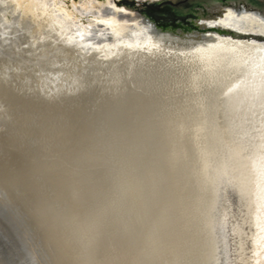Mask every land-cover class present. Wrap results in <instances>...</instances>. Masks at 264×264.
<instances>
[{"label": "rangeland", "instance_id": "1", "mask_svg": "<svg viewBox=\"0 0 264 264\" xmlns=\"http://www.w3.org/2000/svg\"><path fill=\"white\" fill-rule=\"evenodd\" d=\"M75 1L0 0V233L9 251L0 264L222 263L214 170L235 147L228 93L195 87L178 63L169 77L166 64L133 58L148 43H112V15ZM197 1L115 3L159 24ZM241 120L252 131L260 118Z\"/></svg>", "mask_w": 264, "mask_h": 264}, {"label": "bare ground", "instance_id": "2", "mask_svg": "<svg viewBox=\"0 0 264 264\" xmlns=\"http://www.w3.org/2000/svg\"><path fill=\"white\" fill-rule=\"evenodd\" d=\"M138 1L140 4L143 2H148L149 4H156V3L160 2V0H138ZM73 2H74V4H77L76 2H78V1L73 0ZM90 2L93 4V6H92L93 8L98 7V6L103 7L102 10H104V12L109 13L108 15H112V18H114V23L109 25V28L106 29L109 33L108 37H107V39L109 41H111L112 43H115L117 45H122V44L126 43L127 41L128 42L133 41L136 44L142 43V42L148 43L146 52H142L141 51L142 48L139 45L134 50L130 49L131 50L130 53L133 54L130 56L133 57L134 55H138L139 58H147L149 60L152 59V60L159 62L158 64H160V63H162L163 65L166 64V66H167L165 68L166 70H163V69L162 70L166 71L167 75H168V73H167L168 65L170 66V64L172 65L174 63V66H176V63H178L183 68H185V70L187 71V73H186L187 78L189 79V81L191 83H193V85L195 87H197V88H199V87L210 88L211 90H214L218 96H220L219 95L220 91L222 89H225L226 92L228 93V97L226 100V102L228 103V106H229L228 108H230V109H241L240 110L241 111L240 117L246 113V115L248 114L250 116L252 115V117L255 116V118H260V121H255V123L258 124V126L253 127L252 131H245L244 132L245 133L244 136H246L247 141H249L248 149H247L246 143H241L240 141H238L237 138H239V137H237L238 135H237V133H235L236 136L234 135L233 139H231L232 140L231 142L234 144L235 147L233 148V150L232 149L230 150L229 154L224 158V160L218 166H216L215 170L214 169L213 170L215 171V177L217 178V181H218V184L215 183V185L216 184L220 185V191L225 193L224 197L226 199L224 202V206L219 211V219L222 218L225 221L228 219L227 225L229 228V239H230L229 245H230L231 251H232L231 252L232 264H264V0H200V1H197L194 4V6H196V7H191V9H193L192 10L193 14L196 16L195 18L193 17L192 19L196 25H199L202 29H207V31L205 33L206 34L204 37L205 39H203V36H204L203 35L199 39H196L197 40L196 42H194L195 39L190 40V41L182 40V39H179L178 37L171 36L168 32L157 31L155 29V26L152 24L151 21H149V20L147 21L145 19L144 15L140 14L136 9H134L133 7H131L129 5L119 6L115 3V0H90ZM81 5H84V4L81 3ZM216 30L217 31L226 30L229 33H231V35H222L220 33H217ZM194 34H197V32H194ZM191 35H193V34H191ZM194 36H196V35H194ZM134 60L136 61L137 59H132V61H134ZM139 60H137V61H139ZM110 61H111V59H110ZM130 63H128V64H130ZM162 64H160L161 67H162ZM131 66H133V65L131 64ZM131 66H129V68H131ZM157 66H159V65H157ZM161 67H160V69H161ZM162 68H164V67H162ZM175 68H177V67H175ZM175 68L174 69L172 68V69L176 71ZM126 69H127V66H126L125 70ZM128 70H130V69H128ZM128 70H126V71H128ZM131 70H132V68H131ZM158 70H159V67H158V69L157 68L154 69L153 72L155 73V71H157L156 73H158ZM173 70H172V72H173ZM182 71H183V69H182ZM128 72L125 76L128 75ZM153 72H152V74H153ZM131 73H132V71H131ZM162 73H164V75H165V72H162ZM134 74H135V70H134ZM138 74H139V72H138ZM143 74H141V76ZM155 74H154V77H155ZM131 75L133 76V74H131ZM131 75H129V79H130ZM157 76H158V74L156 75V77ZM159 76H161V78H162V75L160 74V72H159ZM168 76L170 77V73ZM152 77H153V75H152ZM172 77H174V76H172ZM184 77L182 74V78H184ZM134 79H136V78H134ZM151 79H153V78H151ZM155 79L157 80V78H155ZM164 79H166V78H164ZM131 80H132V78H131ZM140 80H141V78H140ZM145 80H146V78H145ZM178 80H179V78H178ZM136 82H138V81H136ZM180 82L182 83V80ZM140 85H141V83H140ZM70 86H71V84H70ZM169 86H171V85L169 84ZM78 87L81 89V87L79 85H78ZM195 92H196V90H195ZM206 96H208V95H206ZM213 96H214V93H213ZM213 99H214V97H213ZM148 103H147V105H148ZM152 103H153V101H152ZM155 104H156V102H155ZM143 107H145V106H143ZM140 124H138V125H140ZM157 127H158V125H157ZM249 137H250V139H249ZM148 142H150V141H148ZM189 146H191V145H189ZM212 147H213V145H212ZM186 149L183 150L182 155H184V152L186 151ZM191 149H193L195 151L194 148H191ZM206 150H208V149H206ZM199 151H200V149H199ZM185 153H187V151ZM192 153L194 154V152H192ZM207 153L209 154V152H207ZM179 155H180V153H179ZM179 155L175 158L176 159L178 157L180 158ZM196 156H197V154H196ZM185 157H187V154L183 158H185ZM206 158H207V160H209L208 157H206ZM171 160H174V159H171ZM171 160H170L169 164H171ZM200 160H201V158H200ZM177 161L180 162V164H182V162L179 161L178 159H177ZM184 161H186V159H184ZM203 161H205V159H203ZM186 162H188V161H186ZM200 163H199V166L201 165ZM204 163L202 164L203 166H204ZM208 163H209V161H208ZM188 164H190V162ZM182 165H184V163ZM170 166H172V165H170ZM210 166H212V164ZM178 167L180 168V165H178ZM182 168H180V170H182ZM185 168L186 167H184V169ZM192 168L194 169V166ZM211 168H213V167H211ZM173 170H174L173 172H175L176 169H173ZM188 170H189V168H188ZM188 170H186V172ZM190 170H191V168H190ZM195 170H198V168H196ZM201 171L202 170H200V172ZM212 171H210V172H212ZM186 172H184V173H186ZM192 172L194 173V171H191V173ZM179 173H181V171L178 172L177 174H179ZM169 174H171V173H168V175ZM168 175H167V177H168ZM180 175H182V173ZM188 175H190V174H188ZM184 177L186 178L187 175ZM190 177H192V176H190ZM190 177L188 176V178H190ZM193 177H192V179H193ZM198 177H199V175H198ZM178 179L179 178H177L176 180H178ZM192 179H190V180H192ZM200 180H202V179L200 178ZM181 181H182V179H181ZM173 182H176V181L174 180ZM211 182H212V180H211ZM185 183H186V181H185ZM177 184H175V185L177 187H179ZM180 184H182V183L180 182ZM175 185L172 188H174L176 190L177 188H175L176 187ZM193 185H194V183H193ZM193 185H190V186L196 187L197 184H195V186H193ZM201 185H203V184H201ZM206 185H204V186L206 187ZM208 185H209V183H208ZM190 186H188V188ZM181 187L183 188L182 185H181ZM192 187H190L191 193L194 191V189H192ZM184 188H186V187H184ZM216 188H219V187H216ZM233 189L236 192V194H234V195H233ZM179 190H180V188H179ZM243 190H245V192H243ZM182 191H184V190H181V192ZM207 191H209V190H207ZM194 192L196 193V191H194ZM203 192H205V191H203ZM210 192H212L211 189H210ZM214 193H215V191H214ZM178 194L181 195V193H179V192H178ZM198 194H199V192H198ZM216 194H217V196L220 195V194L218 195V193H216ZM179 195H176L175 197H177ZM206 195L207 194H205V196ZM235 195H236V199L234 198ZM215 197H216V195H215ZM206 198H210V197H206ZM201 199H202V197L200 198V201H201ZM204 199H205V197H204ZM220 199H222V198H220ZM206 200L211 202V200H209V199H206ZM218 200L219 199H217L216 201H218ZM189 201L187 202L188 205H189ZM208 201H206V202L208 203ZM181 203H183V202H181ZM205 207H206V205H204V208ZM191 210H192V208H191ZM185 212H186V209H185L183 214L190 215V214H187ZM191 212L193 213V211H191ZM181 213H182V211H181ZM207 213H209V212H207ZM211 214H212V212H211ZM186 215H184V220L186 218L185 217ZM211 216L213 219L214 218L213 215H211ZM213 221H214V219H213ZM185 223L186 222H184V224ZM186 224H185V226H186ZM214 224H215V222H214ZM200 226H201V223H200ZM191 227H193V226H191ZM186 228H189V227L186 226ZM201 229L199 231H201ZM188 230H192V229L189 228ZM215 230H217V229H215ZM196 231L197 230H195V232ZM178 232H179V230H178ZM181 232H182V230H181ZM181 232H180V234H181ZM193 232H194V230H193ZM216 233H218V232L216 231ZM183 234H185V233H183ZM194 234H196V233H194ZM200 234H202V233H200ZM204 234L206 235V232ZM208 236H210V235H208ZM208 236H206V238ZM214 237H216V236H214ZM129 238H131V237H129ZM194 238H195V236L193 237V239ZM191 239L192 238H190L189 240H191ZM216 239L218 240V238H216ZM176 240L174 238V241H176ZM180 240H181V238H180ZM23 242H24V240H23ZM176 243H178V242H176ZM194 243H196V242L193 241V244ZM193 244H191V245H193ZM174 245H175V243H174ZM177 245L178 244H176V246ZM179 245H180V243H179ZM202 245H204V244H202ZM218 245H220V244H218ZM201 246H199V248H201ZM24 247H25V245H24ZM129 247H130V244H129ZM195 248H196V246H195ZM193 250H194V248H193ZM183 251H185V250H182V254H183ZM195 251H196V249H195ZM221 251H222V247H221L220 252ZM177 252H178V250H177ZM209 254L210 253H208L207 255H209ZM211 255H212V253H211ZM137 256H138V253H137ZM177 257H178V255H177ZM180 258L181 259H179L177 261H181V260L184 261L185 260V259L183 260L182 257H180ZM200 258H202V257H200ZM175 259H178V258H175ZM207 259H210V257L209 258L207 257ZM216 259H217V257H216ZM177 261H176V263H177ZM204 261H206V260H204ZM210 261H211V259H210ZM197 262H199V261H197ZM207 263L208 262H206V264ZM219 264H222V263L220 262Z\"/></svg>", "mask_w": 264, "mask_h": 264}, {"label": "water", "instance_id": "3", "mask_svg": "<svg viewBox=\"0 0 264 264\" xmlns=\"http://www.w3.org/2000/svg\"><path fill=\"white\" fill-rule=\"evenodd\" d=\"M137 11L140 10V8L136 9ZM193 9L188 8L185 12H180L179 15H169V20L162 22V23H155L153 22L150 18H148L146 15H144L145 19L148 21H151L152 24L155 26V29L157 31L160 32H168L171 36H175L178 37L179 39L182 40H194V42H196V39H199L200 37H202L203 35V39H205V33L207 31V29H202L199 25H196L193 21V17L195 18L196 16L193 14L192 12ZM194 32H197V34H194ZM217 33H220L222 35H231V33H229L226 30H220L217 31ZM190 34V35H189ZM193 34V35H191ZM196 35V36H194ZM241 109H227L228 111V115L230 117V128L234 129V131H236L237 133V138L238 141H240L241 143H246L245 145L249 146V141H247L246 136H244V132L246 131V125L243 123V121L241 120L240 114H241ZM235 135V134H233ZM236 136V135H235ZM250 139V137H249ZM235 188V187H234ZM232 191V190H231ZM239 191V190H238ZM222 192V191H221ZM243 192H245V190H243ZM223 196L225 195L224 192ZM236 194V192L233 189V195ZM221 196V195H220ZM236 199V195L234 197ZM225 197H224V201L223 204L225 202ZM224 206V205H223ZM220 211V210H219ZM1 214V213H0ZM228 219L225 221L224 219H219V215L217 217V231H218V235L221 239L222 242V264H232V254H231V247L229 245V228H228ZM0 253L4 254V257L6 256L7 258L9 257V251H8V239L2 235L0 233Z\"/></svg>", "mask_w": 264, "mask_h": 264}]
</instances>
